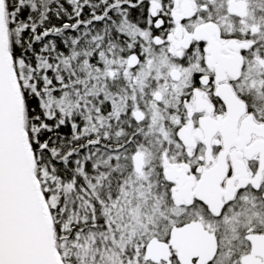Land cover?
I'll list each match as a JSON object with an SVG mask.
<instances>
[{
	"label": "snow or ice",
	"instance_id": "obj_1",
	"mask_svg": "<svg viewBox=\"0 0 264 264\" xmlns=\"http://www.w3.org/2000/svg\"><path fill=\"white\" fill-rule=\"evenodd\" d=\"M0 264H264V0H0Z\"/></svg>",
	"mask_w": 264,
	"mask_h": 264
}]
</instances>
